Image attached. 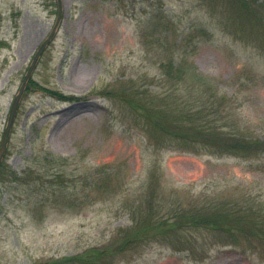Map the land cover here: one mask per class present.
<instances>
[{
  "label": "rangeland",
  "instance_id": "obj_1",
  "mask_svg": "<svg viewBox=\"0 0 264 264\" xmlns=\"http://www.w3.org/2000/svg\"><path fill=\"white\" fill-rule=\"evenodd\" d=\"M59 2L0 168V264H264V229L209 225L264 222V152L192 150L113 95L264 140V21L239 0ZM57 19V0H0V142Z\"/></svg>",
  "mask_w": 264,
  "mask_h": 264
},
{
  "label": "trees",
  "instance_id": "obj_2",
  "mask_svg": "<svg viewBox=\"0 0 264 264\" xmlns=\"http://www.w3.org/2000/svg\"><path fill=\"white\" fill-rule=\"evenodd\" d=\"M239 2L241 4V9L249 15H252V17L255 19L254 20L252 18L254 22L264 21V18L258 15L259 9H257V7L260 5L256 3V0H239ZM165 72L168 75L169 73H171V70H166ZM181 76V73L178 71L176 75L177 79ZM133 94L135 93H129L125 92L124 90H119L113 95L118 96L119 99L126 102L134 110L140 108L147 110L150 116H146V119L155 130L160 133L170 134L176 139L178 138V143L180 144H191L190 146L192 150L195 147L194 145L202 144V146H204L205 148L211 149L220 155L227 154L239 158H246L250 156L251 153H255V151L264 152V140L246 141V139L238 138L237 135L230 134L226 131H223L222 129L215 127L214 124H211L213 126H209L207 124H204L203 122H198V117L194 116L195 114H193V112L185 108H182V110L178 108L177 110H175V112H173V115L168 114L159 106L154 107V103L152 101L151 104L146 103L145 98L140 97L141 94L139 96H137V94L136 96H134ZM51 95L57 96V98L60 100L67 99L65 96L61 94L58 95L54 92H51ZM195 136H198V139ZM182 151L184 153L189 152V150ZM213 209L218 210L220 209V207ZM228 213H230L231 216L224 215L220 218L212 217L209 222V225L211 224L215 229L219 231L223 230V221L231 220L235 224L240 226V228L244 231L252 230L253 228L257 230L264 229V222L261 220V216H257L258 214H255V212L250 211L249 208H245L244 211L241 212L229 211ZM191 216V222L199 217V215H194V217ZM200 219V222H203V218ZM141 228L144 229L143 231H145L146 233L153 227L151 228L150 222H148ZM134 237L136 239V236ZM132 241V238L128 237V243ZM243 252H245V250H243ZM62 261L63 260L57 261V264H61ZM77 262L83 264H97V259L87 257L85 259H81L79 256H76L67 259L66 264H76Z\"/></svg>",
  "mask_w": 264,
  "mask_h": 264
},
{
  "label": "water",
  "instance_id": "obj_3",
  "mask_svg": "<svg viewBox=\"0 0 264 264\" xmlns=\"http://www.w3.org/2000/svg\"><path fill=\"white\" fill-rule=\"evenodd\" d=\"M57 3H58V19H57V22L55 23V26H54L51 34L42 43V45L39 47L37 53L35 54V56L33 58V61L31 63V65H30V67L28 68L25 77L23 78L20 90H19L17 96H15V98L13 99L12 104L10 106L8 119H7V124L5 126L4 131H3V134H2V137H1V142H0V166H1L2 160H3L4 156H5V153L7 151V146H8V142H9V138H10V133H11L13 121H14V118H15L16 113H17L19 100H20V97H21L22 92L24 90V87H25L27 81L29 80V78L31 76V73H32V71H33V69H34V67L36 65V62H37L39 56L43 52L45 46L48 44V42H50V40L54 36V33H55L56 28L58 26V21H59V17H60V2H59V0H57Z\"/></svg>",
  "mask_w": 264,
  "mask_h": 264
}]
</instances>
